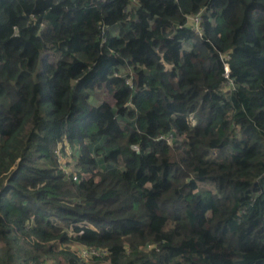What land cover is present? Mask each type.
Instances as JSON below:
<instances>
[{
	"label": "trees",
	"instance_id": "trees-1",
	"mask_svg": "<svg viewBox=\"0 0 264 264\" xmlns=\"http://www.w3.org/2000/svg\"><path fill=\"white\" fill-rule=\"evenodd\" d=\"M0 264H264V0H0Z\"/></svg>",
	"mask_w": 264,
	"mask_h": 264
},
{
	"label": "rangeland",
	"instance_id": "rangeland-1",
	"mask_svg": "<svg viewBox=\"0 0 264 264\" xmlns=\"http://www.w3.org/2000/svg\"><path fill=\"white\" fill-rule=\"evenodd\" d=\"M193 18L189 19V24L193 23ZM93 97L96 101H102L106 100L109 103L113 104V99L108 95V93L104 89H95L93 92ZM60 150V147L58 148ZM57 150V151H58ZM66 151V155H63L61 153V157L59 160L60 167L66 168L68 172H70V168L72 169L75 166V160H74V149H71L70 146L66 143V147L64 149ZM171 156L173 160H178L182 157V153L179 151H171ZM220 160L222 162H225V157L220 156ZM74 247V244L70 245V247Z\"/></svg>",
	"mask_w": 264,
	"mask_h": 264
},
{
	"label": "built area",
	"instance_id": "built-area-1",
	"mask_svg": "<svg viewBox=\"0 0 264 264\" xmlns=\"http://www.w3.org/2000/svg\"><path fill=\"white\" fill-rule=\"evenodd\" d=\"M190 18H193V20H194L193 23L190 24V25L192 26V28H193V30L195 32H198V30H199L200 17L199 16H190V17H188V23H189V19ZM226 77H227V75H226ZM56 153H57V155L60 158L61 157L59 155L60 153L58 151H56ZM65 171H66V168H65ZM73 178L76 179L77 178L76 175H74ZM81 254L84 257H89L90 255H99L100 253H99V251L95 250L94 248H85V247H82L81 248Z\"/></svg>",
	"mask_w": 264,
	"mask_h": 264
}]
</instances>
